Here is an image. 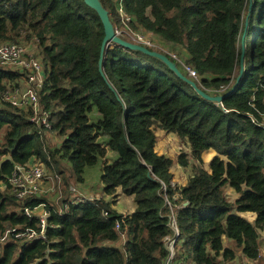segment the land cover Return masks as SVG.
<instances>
[{"label":"trees","instance_id":"obj_1","mask_svg":"<svg viewBox=\"0 0 264 264\" xmlns=\"http://www.w3.org/2000/svg\"><path fill=\"white\" fill-rule=\"evenodd\" d=\"M100 1L120 26L118 0ZM124 10L138 27L187 51L184 60L207 94L236 89L222 103L209 101L164 62L118 44L106 48L101 71L105 30L84 0H0V43L25 35L41 49L39 99L51 124L38 127L32 111L9 103L0 108V264H163L171 233L166 198L176 209L185 263L228 264L238 252L261 260L264 0H124ZM20 76L0 67V92ZM159 131L187 140L201 164L182 189L171 186L174 160L157 151ZM47 132L63 138L59 148L47 144ZM211 150L207 170L203 155ZM109 151L117 153L112 163ZM34 160L60 176L67 161L80 182L103 163L104 195L113 200L62 194L58 209L43 197L18 199L9 180ZM178 162L187 168L188 155ZM119 190L134 199L131 215L113 207ZM42 206L50 214L46 239L19 238L39 231L40 219L26 210ZM250 213L252 221L244 216Z\"/></svg>","mask_w":264,"mask_h":264},{"label":"rangeland","instance_id":"obj_2","mask_svg":"<svg viewBox=\"0 0 264 264\" xmlns=\"http://www.w3.org/2000/svg\"><path fill=\"white\" fill-rule=\"evenodd\" d=\"M138 29L144 30L142 28H138ZM148 35H146L147 38L151 40L153 38L154 41L155 40L157 41V42L155 41L156 42L155 43L152 40L155 47H158V48H150V50L157 49L158 52L160 51L167 56H169L170 54H174V55L181 57L183 60L185 59L182 52L176 51L173 47L172 48H168L167 46L163 47L162 44L160 43V40L157 37L153 36L150 33H148ZM128 42H131V41H128ZM10 43L11 42H2L0 43V46L5 45V44H10ZM15 43H18V45H22L27 49V53L24 59L26 60L33 59V60L38 61L41 64L43 68V72L38 75L37 83H41L43 85L44 80H45V73H44V66L42 63V54H41L42 52H41L39 45L35 41H27L25 35L20 37V39H18V41ZM179 65L181 68H183L182 64L179 63ZM0 67L4 69H10L12 71L16 70L19 72L20 75H22L20 76L17 83L7 82L6 84L7 93L5 92L6 95L0 92V108L1 109L4 108L5 103H9L6 98L7 96H12L13 91L19 90V91L25 92L30 87V88L37 90V92H39L40 94L41 88L37 84L29 85L27 76L23 74L21 71H19L18 69H14L12 66L3 65L1 63H0ZM180 67L179 69L182 71ZM182 73L184 72L182 71ZM19 110H21L25 114L29 113V110L25 108L19 109ZM49 126L51 127V124H49ZM4 136H5V130L0 132V143H4L3 141ZM157 136H158V145H157L158 153L159 154L164 153L165 155L171 157L175 162L173 170H172L175 174L174 176L175 178L171 186L176 190L182 189L187 185L189 178L194 174V169L200 167L201 164L192 158L190 145L187 140L185 139L181 140L177 136L173 134H167L163 131H159L157 133ZM46 140H47V144L50 147L59 148L63 141V138L58 136L56 133L47 132ZM182 154L188 155L189 166L187 168L182 167L178 162V159ZM108 155H109L108 160L110 163L114 162L117 159L116 152L109 151ZM214 156H216V153L212 150L204 153L202 168L208 170L210 161L212 160ZM44 166H45L44 179L39 183L38 190L32 196L46 198L51 204L56 206L58 209H62V194H63V200L65 198H69L71 196V193L72 195H74L73 196L74 199L78 198V196H86V197H91L95 199L103 198L102 196L104 195V189L102 188V185H101V175L103 172V163H100L99 165L95 167L87 168L86 172L83 175V182H80L78 180V177L75 175L73 171L72 165L67 161L62 160V164L60 161V164L58 165L59 168L65 172V174L61 176L59 175L58 169L56 172H54L49 167H47L46 164H44ZM65 178L67 179L68 183L64 180ZM90 186H92V189L90 188ZM231 196L232 198H234L235 194H231ZM106 199L113 200V198L111 197H106ZM116 203H117L116 208L118 212L122 213L124 216L131 215L134 212L135 202H134L133 197H127L123 195L121 190L117 192ZM37 210H38L37 213L40 216H43L47 213V210L45 209V207H40ZM246 217L251 221L254 219V215L252 216L247 215ZM262 238L264 239V232L262 233ZM124 241L125 239H123V242ZM122 245H123L122 242L117 244L118 247ZM263 257H264V250H263ZM185 264H189V263H185ZM228 264H264V258H262L261 260L257 262H253L245 258L241 254V252H238V258Z\"/></svg>","mask_w":264,"mask_h":264},{"label":"built area","instance_id":"obj_3","mask_svg":"<svg viewBox=\"0 0 264 264\" xmlns=\"http://www.w3.org/2000/svg\"><path fill=\"white\" fill-rule=\"evenodd\" d=\"M117 5V10L121 18V25L115 27L116 35L122 39H126L149 49L158 48L155 47L153 43L154 39L152 37L151 38L153 41L147 38L146 35H148V32L145 30H139L138 28L140 27H138V25L135 23L134 18L124 10V0H118ZM26 53L27 49L22 45L12 43L2 45L0 46V63L3 65L12 66L14 69L22 71L27 76L29 85L37 84L42 90L44 83L43 85L41 83H37V79L38 75L43 72V68L36 60L24 59ZM169 56L172 58V60H174V62L178 64L179 67V63L182 64L183 68H180L188 76V78L194 81H199L197 72L192 67L188 66L185 60L174 54H170ZM6 93H4V95H6ZM6 99L10 105L17 109L25 108L29 111H32L33 115L31 120L36 124V126L51 128L49 126V115L44 111L45 109L40 103L39 92H37V90L30 87L25 92L16 90L13 91L12 96H7ZM44 175V163L34 160L26 165H18L9 182L14 188L18 199L24 200L36 193L39 183L44 179ZM75 200H78V198ZM166 204L170 208L168 227L170 228L171 233L164 240L167 257L163 264H185L184 260L181 258L182 239L181 230L178 225L176 209H174L172 204L168 202L167 198ZM37 211V209L34 211L26 210V214L30 218L36 217L40 219V224L38 226L39 231H32L23 236L19 235V238L26 239L29 242L46 239L45 233L50 214L47 211L45 215L40 216L38 215Z\"/></svg>","mask_w":264,"mask_h":264},{"label":"water","instance_id":"obj_4","mask_svg":"<svg viewBox=\"0 0 264 264\" xmlns=\"http://www.w3.org/2000/svg\"><path fill=\"white\" fill-rule=\"evenodd\" d=\"M84 2L90 8L96 11V13L99 15L101 19L102 25L105 30V38L102 44L101 59L99 62L101 71H102V65H103V57H104L106 48L110 45L118 44L126 49L133 50V51H140L148 56L155 57L159 59L160 61L164 62L173 73H175L179 78H181L185 82L189 83L200 96H202L204 99H207L209 101L216 102V103H222L224 98L229 96L236 89L237 85L226 96H211L207 94L205 91H203L201 88L198 87L195 81L189 79L184 73H182L178 65L174 61H172L167 55L161 52H158V51L150 50L141 45L128 42L125 39H122L119 36H117L115 32V27L110 20L109 12L107 9H105V7L102 5L100 0H84ZM242 72H243V64H242L241 73ZM240 79H241V76H239L237 80V84L239 83Z\"/></svg>","mask_w":264,"mask_h":264},{"label":"crops","instance_id":"obj_5","mask_svg":"<svg viewBox=\"0 0 264 264\" xmlns=\"http://www.w3.org/2000/svg\"><path fill=\"white\" fill-rule=\"evenodd\" d=\"M158 38V37H157ZM159 40H160V43L162 44V46L163 47H165V46H167L168 48H174L176 51H179V52H182L183 53V56H184V58L185 59H188L189 58V55H188V53H187V51L183 48V47H180V46H174V45H172V44H170V43H166L165 41H162L160 38H158ZM162 49V48H161ZM162 154V153H161ZM164 154V153H163ZM174 173V172H173ZM174 176H175V174H174ZM101 185H102V183H101ZM90 188L92 189V186H90ZM102 188H103V185H102ZM230 192L231 193H233V190H230ZM104 199H106V197H108V196H105V195H103L102 196ZM107 201H111L112 199H110V200H108V199H106ZM117 204V203H116ZM113 207L115 208V209H117L116 208V205H113ZM247 215H251L252 216V214L250 213V214H244V216H247ZM255 218V217H254Z\"/></svg>","mask_w":264,"mask_h":264}]
</instances>
